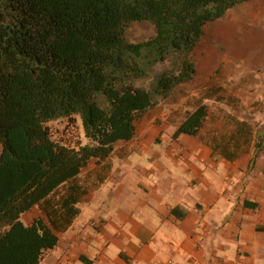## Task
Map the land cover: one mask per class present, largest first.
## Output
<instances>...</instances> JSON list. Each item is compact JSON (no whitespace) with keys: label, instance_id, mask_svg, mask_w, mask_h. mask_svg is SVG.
Here are the masks:
<instances>
[{"label":"trees","instance_id":"obj_1","mask_svg":"<svg viewBox=\"0 0 264 264\" xmlns=\"http://www.w3.org/2000/svg\"><path fill=\"white\" fill-rule=\"evenodd\" d=\"M251 1L0 0V264H39L57 246L80 215L85 170L131 140L136 122L159 104L185 99L172 117L175 137L218 121L211 135L222 151H264V126L215 104L208 119L211 100L238 106L240 96L224 93L231 82L195 84L193 52L206 26ZM133 22L151 23L154 36L128 41ZM165 63L150 88L137 86ZM76 120L75 140L50 127ZM36 206L47 222L24 225L21 216Z\"/></svg>","mask_w":264,"mask_h":264},{"label":"crops","instance_id":"obj_2","mask_svg":"<svg viewBox=\"0 0 264 264\" xmlns=\"http://www.w3.org/2000/svg\"><path fill=\"white\" fill-rule=\"evenodd\" d=\"M249 3L205 29L193 52L195 84L235 78L233 96L241 95L239 81L247 75L233 71L241 57L228 60L234 34L228 38V18L242 34L241 24L259 16L243 12ZM250 99L245 107L208 104L256 129L264 124L262 109ZM180 105L159 104L136 122L131 140L105 161L91 162L80 215L39 264H264V151L256 158L254 147L222 151L211 135L218 121L207 129L206 120L197 136L175 137L179 121L172 117ZM38 217L47 222L36 206L21 221L28 226Z\"/></svg>","mask_w":264,"mask_h":264},{"label":"rangeland","instance_id":"obj_3","mask_svg":"<svg viewBox=\"0 0 264 264\" xmlns=\"http://www.w3.org/2000/svg\"><path fill=\"white\" fill-rule=\"evenodd\" d=\"M264 7V0H255L243 7L245 14L255 13L260 16L261 9ZM257 16L254 21H245L241 24L242 29L239 34L238 28L228 18V38L233 34V46L228 47V60L233 62L238 61V64L233 63V71L239 70L241 73L246 74L240 82V98L239 106L245 107L247 100L251 102L252 107L262 109V118L259 123L264 122V17ZM262 20V21H261ZM263 22V23H260ZM215 23L209 24L205 29H210ZM231 31V32H230ZM155 34L154 27L148 22H133L126 27V38L130 42L145 41L153 37ZM240 35V39H239ZM235 36V37H234ZM240 41V42H239ZM240 45L242 47H240ZM246 47L248 49H246ZM248 51V52H246ZM247 53V55H246ZM168 67V63L158 64L151 69L149 76L136 82L137 86L143 88H150L153 83L155 75L161 70ZM233 72H231L232 74ZM236 79L233 78L231 84H236ZM238 82V83H239ZM225 90V94H232L234 89L230 86ZM228 92V93H227ZM256 110V109H255ZM67 122H54L50 127L56 137L64 136L70 137L72 140L81 136V125L79 120H76L75 126L66 125ZM257 126V124H255ZM261 126H264L261 125ZM260 127V126H259ZM122 141L115 143L114 147H118Z\"/></svg>","mask_w":264,"mask_h":264},{"label":"built area","instance_id":"obj_4","mask_svg":"<svg viewBox=\"0 0 264 264\" xmlns=\"http://www.w3.org/2000/svg\"><path fill=\"white\" fill-rule=\"evenodd\" d=\"M128 264H134L133 262H130V263H128Z\"/></svg>","mask_w":264,"mask_h":264}]
</instances>
